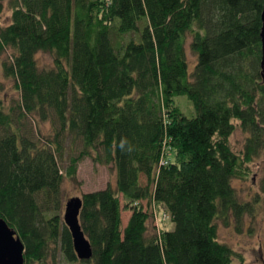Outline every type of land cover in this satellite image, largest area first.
<instances>
[{"label": "trees", "instance_id": "16d2710c", "mask_svg": "<svg viewBox=\"0 0 264 264\" xmlns=\"http://www.w3.org/2000/svg\"><path fill=\"white\" fill-rule=\"evenodd\" d=\"M6 3L0 70L17 96L0 101V217L20 237L24 264L56 251L70 264H245L218 223L239 225L254 209L232 180L264 152V0ZM37 52L52 65L39 66ZM45 122L52 132L40 135ZM236 128L247 133L240 153ZM86 157L115 178L80 196L92 255L79 259L62 182L76 180ZM159 206L171 229L155 224Z\"/></svg>", "mask_w": 264, "mask_h": 264}, {"label": "rangeland", "instance_id": "374dc122", "mask_svg": "<svg viewBox=\"0 0 264 264\" xmlns=\"http://www.w3.org/2000/svg\"><path fill=\"white\" fill-rule=\"evenodd\" d=\"M4 5L2 20L5 22L10 12L7 9L6 0H4ZM186 52L189 64L192 67L195 56L191 52L188 44H186ZM36 58L41 67H49L52 65V58L48 53L37 52ZM16 96L17 92L14 90L12 82L5 78L0 70V101L7 105L10 98ZM177 99L179 102L181 101L182 108L187 115L193 114L194 110L191 102L185 95H179ZM40 127V135H47L52 132L48 122L42 123ZM246 136L247 133L241 129L236 128L233 131L230 136V143L234 151L240 153L243 150ZM68 144L69 142L66 147ZM76 150L77 149L71 151L74 153ZM249 167V174L245 178H234L232 184L236 188L241 199L253 202V213L245 214L239 225H237L232 218L229 225H224L219 222L218 238L227 243L236 253L242 256L245 264H264V206L258 202L259 198H261L264 185V152L256 157L249 164ZM75 178L76 180L66 178L62 182L64 200L72 196H81L83 192L103 188L108 183H114L115 175L107 165L96 163L91 158L86 157L78 163ZM62 215L63 212L61 211V216ZM121 215L125 220L127 211H122ZM153 221L154 220H152V223L154 224ZM155 224L160 228L171 229L173 227L172 222H170L168 215L161 206L156 208ZM55 253L54 256L49 254L45 258L44 264H70L61 257L59 252L56 251ZM73 264L81 263L75 262Z\"/></svg>", "mask_w": 264, "mask_h": 264}, {"label": "water", "instance_id": "95a60500", "mask_svg": "<svg viewBox=\"0 0 264 264\" xmlns=\"http://www.w3.org/2000/svg\"><path fill=\"white\" fill-rule=\"evenodd\" d=\"M261 66L264 69V3L261 11ZM82 205L80 196H72L64 203L62 219L67 226L75 254L79 259H89L92 255V248L89 240L81 229L79 212ZM24 245L16 231L0 217V264H24Z\"/></svg>", "mask_w": 264, "mask_h": 264}]
</instances>
